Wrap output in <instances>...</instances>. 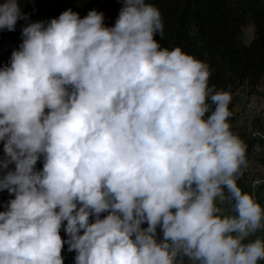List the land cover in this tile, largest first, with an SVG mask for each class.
<instances>
[{"label":"trees","instance_id":"16d2710c","mask_svg":"<svg viewBox=\"0 0 264 264\" xmlns=\"http://www.w3.org/2000/svg\"><path fill=\"white\" fill-rule=\"evenodd\" d=\"M263 79L264 0H0V167L17 175L0 184V264H213L219 238L175 221L237 179L191 129ZM223 157L220 171L239 155ZM141 161L139 195L121 169Z\"/></svg>","mask_w":264,"mask_h":264},{"label":"rangeland","instance_id":"374dc122","mask_svg":"<svg viewBox=\"0 0 264 264\" xmlns=\"http://www.w3.org/2000/svg\"><path fill=\"white\" fill-rule=\"evenodd\" d=\"M252 36L253 26H245L242 29L243 42L249 43ZM81 62L89 71L106 67L101 57L91 53H82ZM225 104L230 106L228 113L222 115L216 112L210 126L197 123L191 129L190 135L193 141L208 150V156L216 166L218 165L216 170L219 175L223 179L227 176L236 177L237 182L234 181V185L229 184L224 187L218 184L211 185L203 205L188 206L183 211H179L177 214L179 219L175 223H180L202 235L218 237L219 241L222 239L229 241L234 257L233 263L225 262L217 244L211 249L213 264H242L248 259L255 260L253 264H262L264 255L262 257L259 255L256 244V241H261V233L250 224H246L247 228L243 231L235 230L234 223L238 221L242 207L239 208L240 206L232 201V197L241 185H246L251 191L254 204L264 208V144H256L250 152H245L238 136V133H241L245 138L250 134L263 137V132L255 127L264 124V79L255 87L242 86L228 94ZM95 124L105 131L106 128L101 123L95 122ZM230 149L236 152L239 158L229 163L224 171H220L219 163H223V156ZM148 169L147 162L141 161L134 168L121 169V175L126 185L131 190L138 191L140 195ZM16 176V170L12 165L9 163L1 165L0 184L8 185L16 179ZM180 187V182L177 180L165 181L164 197L168 198ZM64 194L69 195L68 192ZM130 209L134 208L130 207ZM225 214H229L228 223L224 221Z\"/></svg>","mask_w":264,"mask_h":264},{"label":"built area","instance_id":"2783aa9c","mask_svg":"<svg viewBox=\"0 0 264 264\" xmlns=\"http://www.w3.org/2000/svg\"><path fill=\"white\" fill-rule=\"evenodd\" d=\"M225 223L229 221V214H225L224 216ZM246 224H250L254 229H258L261 233V241H256L257 249L259 251V255L262 257L264 255V208H260L254 204L253 198L249 201V203L242 207L239 215L238 221L234 223V228L236 231H243L247 228ZM220 255L223 257L225 262L233 263L234 257L231 252V245L227 239H222L218 243ZM255 260L248 259L242 262V264H253ZM264 264V259L263 263Z\"/></svg>","mask_w":264,"mask_h":264}]
</instances>
